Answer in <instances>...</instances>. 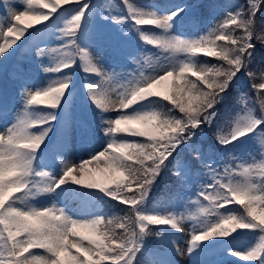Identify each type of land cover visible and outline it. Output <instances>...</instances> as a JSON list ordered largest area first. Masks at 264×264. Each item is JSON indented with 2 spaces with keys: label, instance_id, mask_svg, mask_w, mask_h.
Instances as JSON below:
<instances>
[{
  "label": "snow or ice",
  "instance_id": "obj_1",
  "mask_svg": "<svg viewBox=\"0 0 264 264\" xmlns=\"http://www.w3.org/2000/svg\"><path fill=\"white\" fill-rule=\"evenodd\" d=\"M3 2L0 63L28 41L38 57L50 58V66L41 65L48 76L46 84L29 86L22 69L14 74L21 81L22 108L0 130V264H137L142 252L150 264H177L175 257L183 252L170 230L183 231L185 220L192 221L187 254L193 264H212L205 257L220 244L231 255L264 264V158L220 172L195 139L205 125L211 127L219 119L218 108L238 74L255 79L248 68L256 49L253 37L264 42V35L254 31L262 0H248L247 9L228 12L199 36L174 34L186 7L160 15L150 10L152 6L133 0H121L126 11L115 0L104 5L93 0H18L22 11L12 0ZM105 22L125 35L134 31L159 55L133 59L136 71H108L89 52ZM53 33L55 46L42 47ZM202 55L219 62L201 63ZM77 67L84 73L85 95L107 138L102 150L89 151V158L81 157L78 163L68 158L67 119L75 87L72 71ZM260 81L251 85L255 100L242 99V114L230 122L229 130L216 125V140L223 148L234 149L251 139H259L264 148V71ZM249 103L259 104V115ZM61 109L64 131L49 145L46 140ZM8 111L9 104L0 99V119L7 121ZM111 112L118 115L106 119ZM181 149L191 160L180 158ZM50 154L62 157L56 172L45 170ZM94 161L96 167L89 168ZM193 162L206 168L209 177L192 201L196 210L177 214L149 207V195L161 173L171 166L177 178L187 179ZM50 197L51 206L41 202ZM71 201L80 206L70 207ZM112 202L128 206L131 215L108 217L105 208ZM233 204L242 206V211L230 207ZM150 226L164 227L152 233ZM238 230L258 231L259 242L246 250L235 248L242 236ZM153 234L159 238V251L145 243V237Z\"/></svg>",
  "mask_w": 264,
  "mask_h": 264
},
{
  "label": "rangeland",
  "instance_id": "obj_2",
  "mask_svg": "<svg viewBox=\"0 0 264 264\" xmlns=\"http://www.w3.org/2000/svg\"><path fill=\"white\" fill-rule=\"evenodd\" d=\"M203 0H185L181 3L174 4H156L151 0H133V2L141 3L144 5L152 6L150 10L158 11L160 15H167L170 11L176 10L177 6L186 7L188 12L185 14L183 21L177 25L174 34L185 35V36H199L207 32V30L213 26L216 22H222L228 12H235L239 6L236 8L231 5V2L225 4L221 11H215L211 16L210 20L206 21L205 27L199 32H195L194 30L191 32L190 28L187 27L192 26V22L190 18L196 15L198 18L200 16V10L196 9L199 3H203ZM242 6H248V0L244 1ZM12 3L15 4V7L18 10H24L23 5L18 2V0H12ZM93 3H98L100 5H104L106 0H93ZM115 3L120 6L121 9H124V6L121 0H115ZM195 5V6H193ZM6 8L3 0H0V20H2L6 16V11L1 10L2 7ZM191 6H193L191 8ZM67 7V6H65ZM191 8V9H190ZM247 8V7H246ZM259 9L257 10L256 15L258 14ZM126 11V9H124ZM115 14V10L114 13ZM197 18V19H198ZM195 24V23H194ZM35 27H39V25H35ZM147 30L159 32L160 30L151 26H145ZM31 31V29H29ZM29 41L31 37L28 38ZM0 43H3V40H0ZM57 43L56 35L53 33L48 37L47 45H41L52 47ZM36 47L31 45L28 41L25 42L12 56H10L7 60H4L0 63V90L2 88L6 89L7 92H10V96L15 95L16 91H20L21 81L14 78V74L17 69H22L24 73L28 76L29 86L33 83H43L46 84L48 80V76L43 73L41 65L50 66V58L45 56L40 58L36 55ZM89 52L94 56L99 58L104 66L108 69V71H112L113 68L117 72H132L136 71L137 65L133 63V59L142 60L143 55L151 54L153 58L159 55L158 50L151 46L144 44L138 37V35L132 31L125 35L123 32H120L119 27L113 25L111 22H105L101 25V30L99 35L97 36L96 46H92L89 48ZM209 61V60H208ZM4 74V76H2ZM72 75L74 77L75 87L73 89L74 96L69 103L68 108V121L71 124V145L68 158L72 159L74 162H79L80 158L88 159V152L94 150L95 152H99L103 149V147L107 144V138L104 136V133L100 131L99 128V120L96 116V111L94 106L91 104L85 95L86 87H85V79L84 73L81 71L79 67L74 68L72 71ZM239 78L236 80L242 84L251 85L248 81L246 75L243 73L238 74ZM90 82H96L95 78H90ZM121 84L124 83V79H121ZM7 86V87H6ZM167 85H161V90ZM113 87H117V85H113ZM248 92L250 96H243L240 100L239 106L229 120L227 122H218V120L214 123L215 127L217 124L224 125V131L229 130L230 122L237 116L238 113L242 114V99L255 100L257 93L251 87H249ZM113 99H116L115 95ZM249 107H255L256 114L259 115V104H251L249 103ZM22 105L18 103L15 112L7 115L8 119L5 121L4 119H0V130H3L7 124L11 123L15 116L21 111ZM118 115L117 112H111L106 114L107 118H116ZM65 117V113L63 109L60 112V118H58V122H54L52 124V132L49 133V138L46 140V143L51 145L54 143L60 135L63 133L64 128L62 126L63 120ZM40 131L41 129L36 128ZM211 127L205 125L202 129V132L197 135L195 138L197 143L201 138L205 141V136H210ZM216 129V128H215ZM217 130V129H216ZM143 139V138H137ZM207 142V141H205ZM206 155L210 156L211 161L215 163V166L218 171L223 172L226 166H231L236 168L239 164H248L252 163L253 158L255 160H260L262 157L261 153L264 152V148H262L259 139H251L247 143L239 144L234 149H225L220 146L217 142V145L210 143H205L204 146L200 145ZM212 146H214L212 148ZM206 147V148H204ZM214 148L217 150L218 154L213 152ZM60 155H55L54 158L52 154L49 155L48 166L45 168L47 171L56 172L61 167ZM101 165L103 161L99 162ZM97 162H93L88 165L89 168H95ZM204 168V167H203ZM207 169L204 168L201 171L200 176L193 177L192 175L187 179L180 178L179 187L176 189L179 196L175 198L173 203V208L168 207L166 209L162 205H155L150 203V196L148 198L149 207L156 206L162 213L167 212H175L177 214L184 213L188 214L196 210V205L192 202L196 198V192L199 189V186L202 182H207L209 177L206 175ZM78 174V173H76ZM99 177V173H96ZM46 203L48 206H51L52 198L50 197L46 201H41ZM70 207L78 208L80 206L79 201H71ZM58 206H64L63 204H59ZM230 207L236 208L242 211V206L233 204ZM156 231L161 230L164 226H150ZM181 228L183 231L170 230V236L173 237L179 248L182 250L183 254L175 257L177 260V264H193V259L191 256L187 254V244L191 236L192 232V221L185 220L181 224ZM242 233V236L239 242L234 246L237 249L246 250L250 246H254L259 242L258 231L252 232L249 230H238ZM155 233V232H154ZM156 240H159L156 237ZM86 243V242H85ZM145 243L148 246V243L145 239ZM149 247V246H148ZM156 250V249H155ZM161 249H158L159 251ZM36 252H40L42 250L36 249ZM206 260H210L212 264H259L258 260L250 259L245 260L242 257H236L234 255L229 254V250L225 247L224 244H220L216 247L215 253L210 257H205ZM138 264V263H137ZM143 264V263H142ZM146 264H150L147 262Z\"/></svg>",
  "mask_w": 264,
  "mask_h": 264
},
{
  "label": "trees",
  "instance_id": "obj_3",
  "mask_svg": "<svg viewBox=\"0 0 264 264\" xmlns=\"http://www.w3.org/2000/svg\"><path fill=\"white\" fill-rule=\"evenodd\" d=\"M246 0H203L202 4H199V8L201 10L202 14V21H206L210 18V16L215 11H221L222 7L227 4L228 2H231V5H233L235 8L239 6V8L245 4ZM245 9L248 6H243ZM255 23H254V31L256 35H264V5L261 7L258 14L255 16ZM241 34V33H237ZM254 43L256 44V49L254 52V59L249 65L248 71H251L255 73V79L249 77L248 78L249 83L252 85L253 83H260V74L262 71H264V42H261L260 40L256 39L255 36L253 37ZM209 60V61H208ZM201 63L207 62L211 64L218 63L219 61L215 58H209L207 56H203V58L200 61ZM195 79V78H193ZM251 85L242 84L238 81H235V83L230 87L227 99L221 102V105L218 108V112L220 114V117L218 119V122L222 123L229 119V116L233 113L234 107L233 103L237 96H239L245 88L251 87ZM254 90V89H253ZM215 125L211 126L209 141L207 144L213 143L217 145L216 140V129ZM201 142V141H200ZM204 143V141L202 142ZM180 158L191 160V157L186 149L180 150ZM193 167H198V164L193 162ZM176 170L169 166V169L166 171H163L158 178V182L154 186V191L152 190V195L150 197V202L155 205H162L163 207H166L169 203L170 197L174 194V189L176 186L177 177L175 175ZM107 216H119L123 217L125 215H131L130 209L126 205L112 203V207H107ZM152 233L156 232L155 229L151 228ZM147 243L152 245H157L155 235H149L145 237ZM146 253L138 254L137 256V263L142 264L144 261H146Z\"/></svg>",
  "mask_w": 264,
  "mask_h": 264
}]
</instances>
